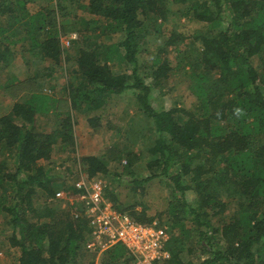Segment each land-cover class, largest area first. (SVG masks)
<instances>
[{"label": "trees", "instance_id": "obj_1", "mask_svg": "<svg viewBox=\"0 0 264 264\" xmlns=\"http://www.w3.org/2000/svg\"><path fill=\"white\" fill-rule=\"evenodd\" d=\"M168 1L187 3L193 19L212 23L216 29L223 26L221 12L230 16V22L215 33L194 36L201 47L195 65L212 68L218 76L192 70L195 59L189 63L190 88L199 100L193 110L154 108L152 92L158 87V96L164 93L160 80L169 79L171 62L162 51L150 63L138 56L140 42L150 32L145 20L163 18ZM25 3L0 0V16L12 15L15 9L26 14ZM87 10L105 21L104 33L120 38L105 47L103 56L80 49L75 74L82 79L67 89L64 110L55 109L60 99L44 93L45 87L36 80L0 83V88L28 93L26 100L15 102L8 114L0 116V223L6 228L0 231V242L6 240L18 250L12 264L77 263L91 231L89 221L83 214L75 217L70 208L61 210L37 200V192L54 196L43 164L56 146L74 147L73 112L89 114L86 123L91 128L108 129L113 117L104 116L101 109L106 100L127 91L141 112L135 121H152L151 128L141 126L133 134L144 139L148 155L122 153L117 144L109 145L103 156L78 159L86 178L113 175L119 182L123 175L130 176L133 194L162 179L166 208L153 214L140 201L125 205L116 192L104 194L111 208L126 212L137 223L161 226L165 219L169 257L162 264H264V62L256 69L250 61L255 56L264 59V0H87ZM43 15H29L25 27L27 33L43 34L37 42L32 34V40L41 59L53 63L54 69L61 54L60 28L52 22L48 26ZM7 29L0 27V33ZM180 39L173 31L163 43L176 51L177 58L182 56L174 45ZM6 59L0 51V69ZM113 60L124 64V69H112L108 62ZM97 110L101 111L91 114ZM49 112L57 120L49 121V129L39 126L38 119ZM6 153L8 160L2 157ZM121 160L125 172L110 173L108 165ZM138 161L146 172L142 176L132 171ZM75 194L73 190L70 195ZM230 204L235 208L225 219L222 214ZM215 216L220 218L216 228L211 222ZM189 233L197 234L200 254L207 255L201 261L187 258L192 250L184 249L182 238ZM103 256L99 264L134 262L119 243Z\"/></svg>", "mask_w": 264, "mask_h": 264}, {"label": "rangeland", "instance_id": "obj_2", "mask_svg": "<svg viewBox=\"0 0 264 264\" xmlns=\"http://www.w3.org/2000/svg\"><path fill=\"white\" fill-rule=\"evenodd\" d=\"M167 3L168 10L163 18H148L145 20L146 27L148 30L150 29V32L141 40L138 56L141 60H148L150 63L154 58L153 55L162 51L168 61L171 62L172 70L168 73L169 79L160 80L164 85L162 87L164 93L158 96L161 93V89L158 87L154 88L152 92L155 96L151 101L154 108L163 106L166 108L180 107L186 110H193L198 106L199 100L190 88L192 84L187 76V72L191 68L189 63L195 59L196 61L192 63V70L198 68L203 73L209 74L212 78L218 76L212 68L203 69L202 65H195V62L200 59L199 50L201 47L194 40V36L204 31L215 33L217 29L223 28L227 22H230V16L226 18L228 11L221 12V20L223 21L221 24L223 26H219L216 29L212 23L193 19L187 3L184 5L170 1ZM15 10L12 15L0 16V27L8 28L5 33H0V51L7 58L0 69V83L10 84L13 79L16 82L36 80V83L45 87L44 93L51 94L60 99V103L56 105L55 109H59V111L64 110L68 106L67 89L82 79L80 75L75 74V60L80 49L90 50L97 53V55L103 56L105 54V47L116 43L120 36L104 33L103 26L105 21L88 12L87 0H26V14H20L18 9ZM38 12L44 14L46 24L52 22L60 28L57 38L61 54L59 56V63L54 66V69H52L53 63L41 59L37 53L38 48L32 40V34L36 35V40H34L36 42L43 39V34L27 33L25 27V24L28 22V16ZM13 16H16L18 20L15 21ZM48 26L50 25L48 24ZM154 27H159V30L152 31L151 29ZM173 31L181 35V39L174 45L179 50L178 53L181 54V58H177L176 51L163 44L164 40L169 38ZM260 59V57L256 56L250 59L251 64L256 69H261L262 67L264 59L262 61ZM108 65L115 71L124 69V64L116 60L108 62ZM36 83H32L31 86L34 87ZM27 98L28 93L19 92L17 88L12 87L8 90L0 88V116L8 114L15 102H23ZM132 101L133 96L128 91L120 96H112L108 101L106 100L101 110L104 116L110 115L113 117L111 127L108 129L91 128L86 123L89 114L72 113L74 119V147L66 146L63 149L62 146H56L54 148L50 160L43 164L44 170L48 172L49 177L52 179L50 187L54 190V196L50 198L43 192H37V200L46 201L50 205L61 208V210L70 208L72 214H75L74 212L82 214L85 210L77 200L78 192L74 189V183L78 178L86 176L85 172L80 169L78 159L83 156H103L106 152V147L112 144H117L122 153L134 151L141 157L148 155L144 139L140 140L137 138V135L133 134L136 131H140L141 126L145 127L146 125L151 128L152 121L147 118L143 122L135 121L141 112ZM101 110L93 111L91 114L99 113ZM57 118L55 113L49 112L38 119V124L39 126H47L48 128L49 121L54 122ZM133 122H136V126L133 125ZM45 132H47V129ZM145 134L147 133L145 132ZM122 153L120 154L122 155ZM2 157L4 160H8L7 153ZM141 163L142 161L135 162L132 168V171L137 176H142L146 173L143 171ZM122 165H125V160H121L120 164L110 163L108 170L110 173L114 170L125 172ZM96 177L99 178L102 184V200L108 206L106 197H104L106 190L116 192L120 197V201L125 205L140 201L148 206L150 214L156 211H164L166 208V200L162 194V179L149 182L145 185L143 191H137L133 194L129 189L131 188L130 181L132 180L130 176L123 175L119 182H117V178L113 175ZM73 190L76 192L74 196L70 195ZM139 195H141L140 200L138 199L140 198ZM234 208L235 205L230 204L222 216L225 219L230 218ZM164 220L162 221L163 225L160 227L166 231L168 225L164 223ZM219 220L218 216L212 218L213 227H219ZM2 229L6 228L0 223V231ZM168 236L169 234L167 233ZM218 237H220L219 234ZM89 241L90 235H88V239L84 243L85 249L82 251L83 253H81L76 264H91V262L99 264L104 257V252L115 245L109 247L100 245V248H95L94 245L90 249H87L86 245ZM198 242L196 233H189L188 236H183L182 243L185 246L184 249L192 250L187 255V258L194 261H201L206 258V254H200V244ZM17 254L18 250L10 248L6 240L0 242V264H12L14 261L13 257ZM161 262L163 261H158L155 264H162Z\"/></svg>", "mask_w": 264, "mask_h": 264}, {"label": "built area", "instance_id": "obj_3", "mask_svg": "<svg viewBox=\"0 0 264 264\" xmlns=\"http://www.w3.org/2000/svg\"><path fill=\"white\" fill-rule=\"evenodd\" d=\"M77 200L82 205L83 215L89 221L90 241L87 249L94 246L109 247L122 244L134 259L135 264H155L169 257L165 248L167 233L157 222L143 225L125 213L117 211L102 200V184L99 178L80 177L74 183ZM79 216L80 212H74Z\"/></svg>", "mask_w": 264, "mask_h": 264}]
</instances>
